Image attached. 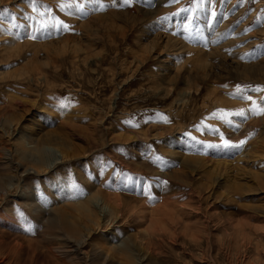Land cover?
<instances>
[{
    "label": "rangeland",
    "instance_id": "obj_1",
    "mask_svg": "<svg viewBox=\"0 0 264 264\" xmlns=\"http://www.w3.org/2000/svg\"><path fill=\"white\" fill-rule=\"evenodd\" d=\"M4 1L0 264H264V0Z\"/></svg>",
    "mask_w": 264,
    "mask_h": 264
},
{
    "label": "bare ground",
    "instance_id": "obj_2",
    "mask_svg": "<svg viewBox=\"0 0 264 264\" xmlns=\"http://www.w3.org/2000/svg\"><path fill=\"white\" fill-rule=\"evenodd\" d=\"M1 1H4V0H0V4H2L1 3ZM13 2L14 3V5H18V9L20 10V11H22V9H20L19 7H25L26 6V4L24 5V2L22 1V0H6V1H4V2ZM43 1H46V0H43ZM47 1H49V0H47ZM163 1H165V0H158L157 2L158 3H161V2H163ZM166 1H168V0H166ZM15 3H18V4H15ZM14 8V7H13ZM18 9H16V11L18 10ZM26 9V8H25ZM24 9V10H25ZM1 11H3V10H0V30L2 31V33L4 34V36L6 35V39L10 42V43H13L12 45L15 47V45H17V46H21L22 45V42H20V40H18L17 38L18 37H20V36H22L21 34H25V30H22V29H18V28H16V31L14 32V29H15V27L17 26L18 27V25L19 24H21L23 21L21 20L22 18L21 17H19L18 19L17 18H15V16H13V17H11V16H7V15H4ZM212 11H214V10H212ZM17 12H19V11H17ZM110 12V11H109ZM149 12V14L151 15V16H148L149 18H155V16H157V15H160V14H162V13H160V12H158V10H149L148 11ZM111 13V12H110ZM108 14V13H107ZM211 14H214V12L212 13L211 12ZM210 14V15H211ZM105 15V13L104 14H102V15H96V16H94L93 18H91V19H89L90 21L92 20H95V19H100V18H102L103 16ZM214 18V17H213ZM211 19V18H210ZM89 20H84L82 23H80V25H85V24H87L88 23V21ZM212 21V20H211ZM21 22V23H20ZM87 22V23H86ZM231 22H232V20H231V18H229V16H227V18L225 17V19H223V21L220 23V26L217 28L218 29V31L219 32H221L222 34H225L226 33V31L229 29V27H230V25H232L231 24ZM214 23V22H213ZM175 24H176V22H175ZM203 30H204V28H203ZM174 31V30H173ZM237 31V32H236ZM238 31L239 30H235L234 32H232L229 36H228V38H229V41L228 42H226V49L228 48L227 47V45L228 46H230V47H232V46H234L236 43H237V41H238V39H239V37H236V36H238ZM163 32V37H165V39H166V42L168 41V42H174L175 41V44L177 45L178 43L180 44L181 43V45H179L180 46V48H188V47H190V46H187L185 43H183L182 42V40L180 39V38H178L177 37V39L174 37V36H172L169 32V30H167V31H162ZM162 32H159V33H162ZM181 32V31H180ZM225 32V33H224ZM16 33V34H15ZM21 33V34H20ZM159 33L157 34L158 36H159ZM10 34V36H8ZM217 34H219L218 32H214L213 33V35L211 36V39L214 37V38H216L217 37ZM2 35V34H1ZM30 34H26V36H29ZM3 36V35H2ZM3 36V37H4ZM2 37V38H3ZM9 37V38H8ZM160 37H161V35H160ZM186 37V36H185ZM161 39V38H160ZM163 39V38H162ZM29 40V39H28ZM215 41H218V38L215 40ZM26 42H28V41H26ZM18 44H21V45H18ZM210 44L212 45V41L210 42ZM217 50H219V48H214V46L212 45V48H211V50L210 51H212V54H215V53H218V51ZM209 51V52H210ZM236 51H238V50H236ZM236 51H234V53H236ZM226 52V51H225ZM263 58V57H262ZM12 77V76H11ZM16 102V101H15ZM2 107V106H1ZM173 153H176L175 155H177V156H180V154L182 153V151H180V150H176V151H173L172 152V154ZM49 158H50V155H49ZM60 158L61 157H59V155L58 156H55V157H53V158H50L49 159V164L47 165V166H52V165H57L58 163H60L61 161H59L60 160ZM183 159V161L182 162H185L186 161V159L187 158H182ZM215 162L216 163H221V162H223V160H215ZM29 173H27V175H28ZM7 192V194H9V191L7 190L6 191ZM2 193V192H1ZM114 202L115 203H118L119 202V198H116L115 197V199H114ZM26 203V202H25ZM25 203H16L17 205H22V204H25ZM27 204V203H26ZM28 205H30V204H28ZM27 205V206H28ZM94 210L95 209H92V210H90L89 212H88V215H90V214H92L93 216L94 215H96L97 213H95L94 212ZM4 221H1V224L3 223ZM125 255L126 256H124V260H126V262H127V260L129 261L131 258H132V256L129 254V253H125ZM129 256H131V258L129 257ZM20 258H17V260H19ZM29 264V263H28ZM31 264H34V263H31Z\"/></svg>",
    "mask_w": 264,
    "mask_h": 264
},
{
    "label": "snow or ice",
    "instance_id": "obj_3",
    "mask_svg": "<svg viewBox=\"0 0 264 264\" xmlns=\"http://www.w3.org/2000/svg\"><path fill=\"white\" fill-rule=\"evenodd\" d=\"M29 2L30 3H32V2H34V0H29ZM91 2H93V3H98L99 2V0H91ZM124 2L125 3H128L129 2V0H124ZM60 26H62L63 27V29H65V30H67L68 29V25L67 24H65L63 21H57L56 22V25H54L53 27H57V28H59ZM32 38H35V37H32ZM249 99H250V97H249ZM240 115H244V113H243V111H241L240 113H239ZM165 120H166V118H165ZM230 141H228V140H224V145L227 147V146H229L230 145ZM244 143V141H240V144L242 145ZM211 146V145H210ZM234 146H239V145H234Z\"/></svg>",
    "mask_w": 264,
    "mask_h": 264
}]
</instances>
